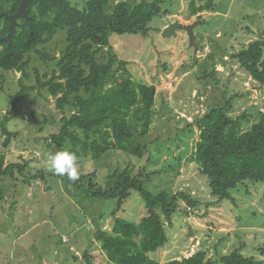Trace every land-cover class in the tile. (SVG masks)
I'll use <instances>...</instances> for the list:
<instances>
[{"label": "rangeland", "instance_id": "rangeland-1", "mask_svg": "<svg viewBox=\"0 0 264 264\" xmlns=\"http://www.w3.org/2000/svg\"><path fill=\"white\" fill-rule=\"evenodd\" d=\"M126 1L135 5L141 0ZM189 1L166 0L162 5L166 13L153 18L145 38L139 34H114L110 38L119 58L129 62L133 79L156 88V113L148 137L147 162L118 152L108 160L80 163L79 177L95 172L97 177L107 179L117 168L146 165L148 171L154 172L153 189L180 191L200 203L199 208L193 209L181 201L182 209L170 224H165L169 242L149 253L160 264L187 257L197 250H205L208 256L219 259L236 248L244 255L264 259L261 252L264 250V184L246 182L230 192L234 201L211 204L214 200L206 178L190 160L198 130L189 126L196 114L222 103L223 93L235 97L234 117L243 112L250 115L245 129L257 120L259 111H264V88L230 57L250 41L264 39V0H213L215 11L195 16L189 14ZM74 2L80 8L85 5V0ZM109 2L111 11L117 0ZM196 21L200 22L193 29L196 52L183 29H177L168 38L161 35L173 22L189 25ZM65 38V31L59 30L44 47L59 56L66 46ZM214 61L221 73L219 82L201 81V71L204 67L210 69ZM56 63H44L32 57L27 84H35L34 67L50 78L58 71ZM1 75L6 81L0 92V117L8 110V97L18 90L22 73L0 70V80ZM18 105L20 113L8 127L19 134L8 148L3 146L5 137L0 134V152L11 162L25 158L30 163V173L36 170L47 177L25 184H6L1 191L0 264H85L84 250L92 255V264H110L94 240L92 230L101 215L105 217L104 227H108L109 214L117 207V201L90 198L87 188H66L60 180L48 175L46 155L58 150L47 146V138L58 131L62 117L55 108L54 97L46 90H35ZM43 115L47 123L38 124L36 120L41 121ZM40 125L43 132L38 131ZM101 179L98 181L102 182ZM144 214V201L138 193H133L118 212L135 222Z\"/></svg>", "mask_w": 264, "mask_h": 264}, {"label": "trees", "instance_id": "trees-1", "mask_svg": "<svg viewBox=\"0 0 264 264\" xmlns=\"http://www.w3.org/2000/svg\"><path fill=\"white\" fill-rule=\"evenodd\" d=\"M20 1L0 0V12L15 13ZM74 1L28 2L30 20H18L10 43L1 39L9 33L10 21L0 18V70L22 73L18 90L8 97L9 108L0 117V134L5 137L3 146L8 148L19 134L8 127L20 113L19 102L29 99L35 90H46L55 98V108L62 114L58 131L47 138L48 147L74 152L80 163L108 160L118 152L146 161L148 137L156 113V88L133 79L129 62L119 58L110 38L114 34L147 37L153 18L166 13L162 10L166 0H141L135 5L119 1L111 11L109 0H85L82 8ZM188 11L195 16L215 11V5L213 0H190ZM59 30L65 31L66 46L58 56L44 46L51 43ZM34 56L44 63L57 61L58 71L48 78L34 67L35 84L28 85ZM230 57L264 88V39L250 41ZM215 64L214 61L210 69L203 68L201 81L219 82L221 73ZM5 81L1 75L0 92ZM234 98L223 93L222 103L196 114L189 125L198 130L190 160L206 178L213 205L223 200L234 201L230 192L241 184H264V111H259L257 120L245 129L250 115L243 112L233 116ZM36 122L46 124L47 117L43 115ZM38 131L43 132L42 125ZM7 160L5 153L0 152V194L6 184L46 180L44 172H29L30 163L25 158L17 162ZM48 173L66 188H87L90 198L117 201V207L109 214L108 227H104L105 217L101 215L92 230L94 240L110 264H160L149 253L164 248L169 242L165 224H170L182 209L180 202L193 209L200 206L180 191L153 189L154 172L148 171L146 165L117 168L107 179L97 177L95 172L82 174L75 181ZM133 193H138L144 201L145 214L138 222L118 215ZM261 252L264 254V250ZM82 257L85 264H92L88 250L83 251ZM73 258L78 260L76 255ZM165 264H264V259L244 255L236 248L219 259L208 256L205 250H197Z\"/></svg>", "mask_w": 264, "mask_h": 264}, {"label": "water", "instance_id": "water-1", "mask_svg": "<svg viewBox=\"0 0 264 264\" xmlns=\"http://www.w3.org/2000/svg\"><path fill=\"white\" fill-rule=\"evenodd\" d=\"M32 1L33 0H21L19 6L17 8V11L14 14H9L6 11L0 12V18L5 17V18L9 19V21H10L9 33L1 39L6 40L10 43L11 38L13 37V35L16 31V27L18 26V19L25 18L27 21L30 20V16L28 15V9L26 8V5L28 2H32ZM119 1H126V0H117V2H119ZM198 23H200V22L196 21V22L189 24V25H181L178 22H173L162 30L161 35L163 38H166V37L168 38V37H171L172 34L175 35L177 29H179V30L183 29L189 37L190 46H192V47L194 46L195 52H196L197 46L195 43V36L193 33V29L198 25Z\"/></svg>", "mask_w": 264, "mask_h": 264}, {"label": "clouds", "instance_id": "clouds-1", "mask_svg": "<svg viewBox=\"0 0 264 264\" xmlns=\"http://www.w3.org/2000/svg\"><path fill=\"white\" fill-rule=\"evenodd\" d=\"M48 171L57 176H67L71 181L79 178L80 158L74 152L63 150L46 155Z\"/></svg>", "mask_w": 264, "mask_h": 264}, {"label": "flooded vegetation", "instance_id": "flooded-vegetation-1", "mask_svg": "<svg viewBox=\"0 0 264 264\" xmlns=\"http://www.w3.org/2000/svg\"><path fill=\"white\" fill-rule=\"evenodd\" d=\"M14 14V13H13ZM21 19V18H20ZM19 20V19H18Z\"/></svg>", "mask_w": 264, "mask_h": 264}]
</instances>
